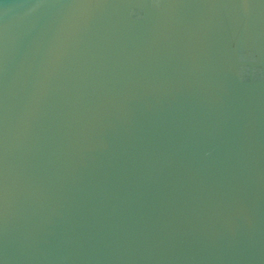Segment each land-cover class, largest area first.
<instances>
[{
  "label": "water",
  "instance_id": "95a60500",
  "mask_svg": "<svg viewBox=\"0 0 264 264\" xmlns=\"http://www.w3.org/2000/svg\"><path fill=\"white\" fill-rule=\"evenodd\" d=\"M0 264H264V0H0Z\"/></svg>",
  "mask_w": 264,
  "mask_h": 264
}]
</instances>
